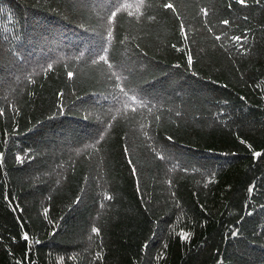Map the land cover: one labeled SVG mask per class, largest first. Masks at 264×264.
Wrapping results in <instances>:
<instances>
[{
	"label": "trees",
	"instance_id": "1",
	"mask_svg": "<svg viewBox=\"0 0 264 264\" xmlns=\"http://www.w3.org/2000/svg\"><path fill=\"white\" fill-rule=\"evenodd\" d=\"M167 2L0 0V264H264V0Z\"/></svg>",
	"mask_w": 264,
	"mask_h": 264
},
{
	"label": "snow or ice",
	"instance_id": "2",
	"mask_svg": "<svg viewBox=\"0 0 264 264\" xmlns=\"http://www.w3.org/2000/svg\"><path fill=\"white\" fill-rule=\"evenodd\" d=\"M254 2H255L256 5H261L262 0H254ZM234 3L236 5L243 6L240 9L241 11H243V10H246L247 9L249 0H234ZM141 6H142V4L141 5H133V4L125 5V4H120L119 6H116L115 7V11H112L111 12V16H110L109 19L115 18L116 15H117V13L119 11H121V9H123L125 7H129V8H131V7H137V8H139ZM162 7L164 9L171 10L172 13L174 15H176L177 18H179V14L177 12L176 5L173 4L171 2V0H169V2H167V3H163ZM232 7H233V3H228L227 8L231 9ZM201 11L203 12V14H204L205 17L208 16L209 9L207 7L202 8ZM150 18H154V17H150ZM247 19H248V17L245 16L244 17V20L246 21ZM220 23L222 25H226L227 26V25H230V20L229 19H222V20H220ZM179 27H180L181 33L183 34L184 38L187 39L188 36H187V32L185 31V23H184L183 20H180ZM209 31H211V29H209ZM246 31H248V30H246ZM107 35L109 37H111L112 32L111 31H108ZM222 35H224V37L226 39L228 38L226 33H222ZM215 38H216V40H220L221 39V36L220 35H217ZM230 39L233 40V41H236V42H241L240 43V47L242 49H245V51L247 50L246 45L242 42V41H246L247 40V36H232ZM173 47H175V45H173ZM100 51L103 52V53H105V54L101 55V54L97 53L96 55L98 56V60L99 61H104L105 63L108 64L109 68H111L112 65H111V63H109L108 56L106 55L107 52H108V49L102 47L100 49ZM187 60H188V64L189 65H191L193 63V57L191 55H188ZM95 62H96V60H93V63H95ZM48 67L51 68L52 65L49 64ZM67 75L69 77H72L73 76V73L72 72H68ZM116 79L119 80L120 77L117 76ZM119 89H120V97L123 98L124 101H126V105H125L126 107L127 106H134L136 104L137 100L140 99V97L137 94H134L135 93V89H133L131 87L126 88L125 86H119ZM132 111H135V108L134 107H132ZM3 116H5V109L2 108V107H0V117H3ZM113 119H115V117H113ZM98 135L100 136L101 139H103V134L102 133H98ZM5 136L6 137L8 136L7 130H5ZM169 139H171V138H169ZM7 142H8V140L5 139V143H7ZM242 142H244V141H242ZM248 147L251 148V145L249 144ZM125 150H127V149H125ZM4 157H5V153L3 151H0V165H2L4 163ZM252 157L257 158V159H260L262 157V153L259 152V151H254V152H252ZM15 159L17 161H19L21 164H23L24 163V160H25V157L22 156L20 153H17L15 155ZM261 162L264 163V160H261ZM133 171L135 172V169H133ZM255 188H256V185L255 184H250L248 186V188H247V191L249 193H252L255 190ZM6 199H7V197H6ZM108 199H111V197H108ZM45 212H47V209H45ZM248 214L249 215H252L251 212H249ZM99 231H100L99 228H96V227H93L92 228V232H94V233H97L98 234ZM231 235L233 237L238 236L239 235V230L237 229L236 231L231 232ZM182 237L187 240L189 238V234L182 233ZM22 238H23L24 241H28L30 239L28 232H24ZM37 243H39V241H37ZM61 259H63V258H61ZM18 264H19V262H18Z\"/></svg>",
	"mask_w": 264,
	"mask_h": 264
}]
</instances>
